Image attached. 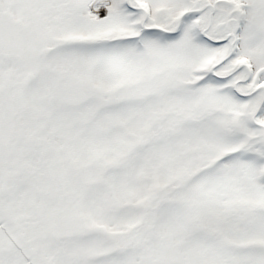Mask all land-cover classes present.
<instances>
[{
	"label": "snow or ice",
	"instance_id": "obj_1",
	"mask_svg": "<svg viewBox=\"0 0 264 264\" xmlns=\"http://www.w3.org/2000/svg\"><path fill=\"white\" fill-rule=\"evenodd\" d=\"M0 264H264V0H0Z\"/></svg>",
	"mask_w": 264,
	"mask_h": 264
}]
</instances>
